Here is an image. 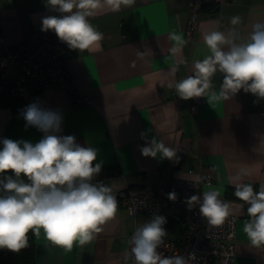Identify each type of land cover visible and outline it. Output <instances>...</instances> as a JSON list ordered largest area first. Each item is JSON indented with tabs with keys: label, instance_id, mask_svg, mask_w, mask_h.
I'll list each match as a JSON object with an SVG mask.
<instances>
[{
	"label": "crops",
	"instance_id": "0c3cea01",
	"mask_svg": "<svg viewBox=\"0 0 264 264\" xmlns=\"http://www.w3.org/2000/svg\"><path fill=\"white\" fill-rule=\"evenodd\" d=\"M188 1L134 0L125 5L120 0V8L113 10L101 0L102 7L89 18L103 34L99 46L81 51L62 44L70 80L87 93L90 103L75 104L61 84L40 92L31 103L61 116L58 135H73L81 146L98 149L95 164L120 168V174L103 181L116 198L125 187H153L161 170L186 175L200 162L213 179L209 190L219 191V198L237 217L233 264H264V245L252 246L243 231L248 206L223 198L226 186L264 184V98L241 89L227 100H213V92L219 95L223 82V74L217 72L194 116L189 100L175 90L176 83L193 74L195 61L210 55L203 36L214 30L227 33L234 27L240 41L247 40L252 26L264 22V0H231L219 7L208 1L195 33L186 37ZM58 15L47 0H0V32L14 44L29 37L32 23ZM233 17H239L240 23L233 26ZM17 76L14 69L12 79ZM25 108L21 100L13 107L3 104L0 93V140L36 143L43 138L37 128L26 127ZM153 138L175 149L174 157L144 156L141 149L151 146ZM180 152L183 162L176 168ZM242 170L248 175L240 176ZM117 205L116 216L101 226L103 231L83 246L75 243L70 251L51 244L43 229L39 235L33 233L35 264H125L123 254L135 229L154 215L180 217L171 209L132 217Z\"/></svg>",
	"mask_w": 264,
	"mask_h": 264
},
{
	"label": "clouds",
	"instance_id": "9594fccd",
	"mask_svg": "<svg viewBox=\"0 0 264 264\" xmlns=\"http://www.w3.org/2000/svg\"><path fill=\"white\" fill-rule=\"evenodd\" d=\"M106 2L113 10L120 8V0ZM133 2L123 0L125 5ZM47 6L61 15L43 17L42 31H54L71 49L83 51L99 46L103 34L89 18L102 7L101 0H47ZM230 22L235 26L240 18L233 17ZM173 38L180 40L178 36ZM203 41L210 55L195 61L193 74L175 84L180 98L204 96L212 89L211 78L217 72L223 74V82L219 95L213 92V100H227L241 89L264 98V22L255 23L245 41H240L234 27L227 33L219 30L206 33ZM22 116L26 127H35L44 135L36 143L0 140V174L9 171L14 174L0 179V249L19 252L28 246L29 231L39 235L41 229L51 244L65 250L70 251L77 242L81 246L91 242L118 210L112 189L92 182L102 167L101 163L93 165L98 149L81 146L73 135H58L61 116L42 108L38 102L26 106ZM141 152L146 157L160 153L161 158L171 159L175 155V149L155 138ZM239 175L248 173L242 170ZM234 195L248 205L249 220L243 231L251 245L259 248L264 245V184L258 191L250 184H238ZM219 196L215 189L204 191L199 204L202 217L216 226L231 214L229 204ZM168 198L175 200L176 194L169 193ZM200 199L198 195L188 198L189 208ZM166 222L165 217L154 215L135 230L129 240L130 251L123 254L125 264L129 260L132 264H190L195 259L194 253L187 258L165 257L158 251L167 235L163 227Z\"/></svg>",
	"mask_w": 264,
	"mask_h": 264
},
{
	"label": "built area",
	"instance_id": "2783aa9c",
	"mask_svg": "<svg viewBox=\"0 0 264 264\" xmlns=\"http://www.w3.org/2000/svg\"><path fill=\"white\" fill-rule=\"evenodd\" d=\"M208 1L219 7L231 0H189L183 27L184 36H193L203 6ZM41 28L42 21L32 23L29 37L14 44H9L0 32V91L6 90L10 96L22 101V107H26L40 92L61 84L72 102L89 104L87 93L75 88L70 80L62 56L63 42L54 31H42ZM14 69L18 71V76L12 79ZM205 95L206 93L204 96L188 99L194 116H197ZM212 183L211 173L199 162L197 168H188L186 175L173 176L161 170L153 187H125L117 202L132 217L139 214H160L165 209L178 212L184 223L183 237L177 241L166 235L164 244L158 248L163 256L180 255L187 258L190 253H194L195 259H191L190 264H233L236 256V215L231 212L223 224L216 226L209 224L199 211L202 193L209 191ZM173 192L176 194L175 200L168 198V194ZM193 195H198L201 199L189 208L187 199ZM135 230L129 235L127 251H130L129 240ZM128 264H132L131 260Z\"/></svg>",
	"mask_w": 264,
	"mask_h": 264
},
{
	"label": "trees",
	"instance_id": "16d2710c",
	"mask_svg": "<svg viewBox=\"0 0 264 264\" xmlns=\"http://www.w3.org/2000/svg\"><path fill=\"white\" fill-rule=\"evenodd\" d=\"M2 103L5 105L14 106L18 98L10 96L6 90L0 91ZM93 165L95 163L93 162ZM121 173V170L118 166L114 165H102L101 171L97 176H94L93 183H102L105 178L110 176H115ZM5 176H13L12 172H7L0 174V179H3ZM23 178V177H22ZM26 180V178H24ZM254 191H258L259 188L253 186ZM235 187L226 186L223 192V198L226 200L240 201L235 195ZM243 202V201H240ZM247 205V204H246ZM248 206V205H247ZM166 223L163 225L168 234H173L175 240H181L184 234V223L182 219L179 218H170L166 219ZM173 238V237H172ZM0 264H35L34 259V238L33 232L29 231L28 233V246L21 249L19 252H13L6 248L0 249Z\"/></svg>",
	"mask_w": 264,
	"mask_h": 264
},
{
	"label": "water",
	"instance_id": "95a60500",
	"mask_svg": "<svg viewBox=\"0 0 264 264\" xmlns=\"http://www.w3.org/2000/svg\"><path fill=\"white\" fill-rule=\"evenodd\" d=\"M183 162V153L180 152L179 153V157L177 159V164H176V168H179L180 164Z\"/></svg>",
	"mask_w": 264,
	"mask_h": 264
}]
</instances>
